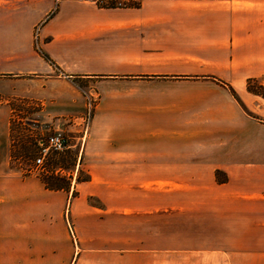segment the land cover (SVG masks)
I'll return each mask as SVG.
<instances>
[{
  "label": "crops",
  "instance_id": "0c3cea01",
  "mask_svg": "<svg viewBox=\"0 0 264 264\" xmlns=\"http://www.w3.org/2000/svg\"><path fill=\"white\" fill-rule=\"evenodd\" d=\"M103 1L0 0V264H69L36 251L37 234L52 240L31 220L50 211L36 208L45 187L8 167L6 145L21 101L52 122L84 107L85 86L84 192L131 212L204 211L207 252L264 264V0Z\"/></svg>",
  "mask_w": 264,
  "mask_h": 264
},
{
  "label": "rangeland",
  "instance_id": "374dc122",
  "mask_svg": "<svg viewBox=\"0 0 264 264\" xmlns=\"http://www.w3.org/2000/svg\"><path fill=\"white\" fill-rule=\"evenodd\" d=\"M39 25L37 22L32 30L34 46ZM80 95L84 101V107L78 108L80 112L65 113L66 109L58 106L52 122L46 121L38 112L37 104L26 100L20 102L18 112L10 119L6 145L8 167L21 177H36L47 183L35 203L36 208L46 205L50 211L39 209L31 220L37 226H47L52 240L37 234L34 242L36 251L67 252L69 264L74 261L82 264H234L220 251H206L204 211L131 212L123 205L118 207L119 204L112 200L114 196L104 189L99 193L82 190L90 176L81 157H78L83 147L77 137L80 135L81 117L89 107L93 116L97 98L86 86L80 88ZM72 123H77L78 127L66 129ZM58 125L71 137V146L58 154H51L43 167L34 168L32 158L36 153V138L55 130ZM120 200L122 202L125 198L122 196ZM24 245L27 246L21 242V249L25 248ZM132 251L147 252V255L138 258L122 255ZM88 252L118 255L91 258L85 254L83 258L74 259L75 253L81 256V253Z\"/></svg>",
  "mask_w": 264,
  "mask_h": 264
},
{
  "label": "built area",
  "instance_id": "2783aa9c",
  "mask_svg": "<svg viewBox=\"0 0 264 264\" xmlns=\"http://www.w3.org/2000/svg\"><path fill=\"white\" fill-rule=\"evenodd\" d=\"M60 0H54V5L58 3ZM95 2L98 4H105L103 0H84ZM113 5L121 6L122 2H113ZM92 120V111L89 107L88 110L81 117V126L79 133L80 135L77 137L80 143V146L83 147L86 136L89 131L90 123ZM71 137L63 130H52L51 132L45 134L42 137H38L35 140L36 143V153L32 158V166L43 167L45 161L51 154L59 153L68 147H70Z\"/></svg>",
  "mask_w": 264,
  "mask_h": 264
},
{
  "label": "trees",
  "instance_id": "16d2710c",
  "mask_svg": "<svg viewBox=\"0 0 264 264\" xmlns=\"http://www.w3.org/2000/svg\"><path fill=\"white\" fill-rule=\"evenodd\" d=\"M248 89L253 90V87H252V83H251V81L248 82ZM55 154H58V153H55ZM42 182H43V184H44L45 187H46V186H47V183H46L45 181H42Z\"/></svg>",
  "mask_w": 264,
  "mask_h": 264
}]
</instances>
